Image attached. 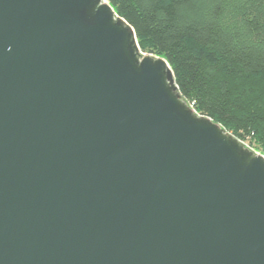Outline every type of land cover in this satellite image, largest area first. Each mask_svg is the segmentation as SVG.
Wrapping results in <instances>:
<instances>
[{"label":"water","instance_id":"95a60500","mask_svg":"<svg viewBox=\"0 0 264 264\" xmlns=\"http://www.w3.org/2000/svg\"><path fill=\"white\" fill-rule=\"evenodd\" d=\"M0 264H264V155L107 0H0Z\"/></svg>","mask_w":264,"mask_h":264},{"label":"trees","instance_id":"16d2710c","mask_svg":"<svg viewBox=\"0 0 264 264\" xmlns=\"http://www.w3.org/2000/svg\"><path fill=\"white\" fill-rule=\"evenodd\" d=\"M182 95L264 155V0H107Z\"/></svg>","mask_w":264,"mask_h":264},{"label":"rangeland","instance_id":"374dc122","mask_svg":"<svg viewBox=\"0 0 264 264\" xmlns=\"http://www.w3.org/2000/svg\"><path fill=\"white\" fill-rule=\"evenodd\" d=\"M143 52V51H142ZM143 53H147V52H143ZM147 54H150V53H147ZM190 103V102H189ZM191 104V103H190ZM192 105V104H191ZM246 145H248L251 149H253V150H255L256 152H258V153H261L258 149H257V147H255V145L254 144H249V143H245Z\"/></svg>","mask_w":264,"mask_h":264}]
</instances>
